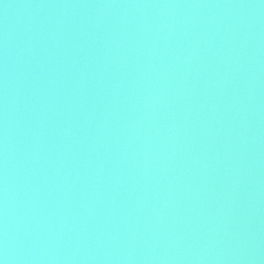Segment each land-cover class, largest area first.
<instances>
[{"label": "water", "instance_id": "1", "mask_svg": "<svg viewBox=\"0 0 264 264\" xmlns=\"http://www.w3.org/2000/svg\"><path fill=\"white\" fill-rule=\"evenodd\" d=\"M0 264H264V0H0Z\"/></svg>", "mask_w": 264, "mask_h": 264}]
</instances>
